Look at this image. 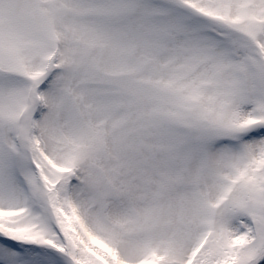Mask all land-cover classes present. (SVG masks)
Returning <instances> with one entry per match:
<instances>
[{
	"label": "snow or ice",
	"instance_id": "snow-or-ice-1",
	"mask_svg": "<svg viewBox=\"0 0 264 264\" xmlns=\"http://www.w3.org/2000/svg\"><path fill=\"white\" fill-rule=\"evenodd\" d=\"M0 264H264V0H0Z\"/></svg>",
	"mask_w": 264,
	"mask_h": 264
}]
</instances>
